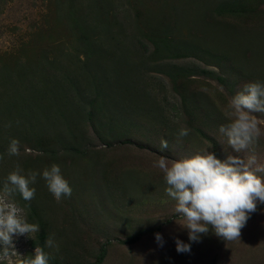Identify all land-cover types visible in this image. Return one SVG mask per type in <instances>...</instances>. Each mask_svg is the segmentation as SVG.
Returning <instances> with one entry per match:
<instances>
[{
	"label": "rangeland",
	"instance_id": "1",
	"mask_svg": "<svg viewBox=\"0 0 264 264\" xmlns=\"http://www.w3.org/2000/svg\"><path fill=\"white\" fill-rule=\"evenodd\" d=\"M249 82L264 83V0H0V190L17 163L41 173L34 199L14 197L39 231L14 237L17 255L0 264L36 247L49 264H91L103 246L102 264H264V204L239 238L210 230L191 243L154 167L161 156L242 155L219 128ZM12 139L18 156L6 154ZM253 152L264 163V136ZM52 164L72 188L59 202L42 178ZM53 234L58 248L46 246Z\"/></svg>",
	"mask_w": 264,
	"mask_h": 264
},
{
	"label": "clouds",
	"instance_id": "2",
	"mask_svg": "<svg viewBox=\"0 0 264 264\" xmlns=\"http://www.w3.org/2000/svg\"><path fill=\"white\" fill-rule=\"evenodd\" d=\"M229 122L221 125L219 132L227 138L228 146L235 153L221 161L214 153L204 151L192 157L170 160L164 156L154 162V167L164 173L166 194L176 201L175 212L182 218L181 226L188 230L191 243L201 240L210 230L223 240H234L241 236L250 213L257 210L258 203L264 204V163L258 162L253 152L247 154L250 146L264 136V83L249 82L242 91L228 103ZM11 126L10 124L8 125ZM189 129L181 128L179 137H186ZM168 148V142L161 140V151ZM8 156L20 154V141L12 139ZM4 156L0 155V160ZM41 173L16 164L0 190V257L17 255L14 237L36 233L39 225L27 222L23 209L15 201L19 193L25 201H31L36 194L33 187ZM49 191L57 202L70 197L72 188L62 175L61 167L52 164L42 171ZM160 247L164 246L163 236L155 234ZM191 243L175 239L178 253H190ZM48 248L57 247L54 234L46 241ZM11 250V251H10ZM50 255L44 248L36 247L34 255L23 257L19 254L16 264H49Z\"/></svg>",
	"mask_w": 264,
	"mask_h": 264
},
{
	"label": "trees",
	"instance_id": "3",
	"mask_svg": "<svg viewBox=\"0 0 264 264\" xmlns=\"http://www.w3.org/2000/svg\"><path fill=\"white\" fill-rule=\"evenodd\" d=\"M235 5H236V3L229 4V6H235ZM228 12L229 13L232 12V14L234 13L232 9H230ZM244 14H247V11H245ZM72 16H73L74 19H76V15L73 14ZM123 144H132V143L124 142ZM26 208L28 209V211L30 213L28 217L31 218L32 207L26 205ZM158 231H159V228H156V229H153V230H150V231L149 230H140V231H137L135 234L125 238L124 240H120L118 242L120 244H123V245H134V244L138 243L142 239V237L145 234H147L148 232H158ZM105 256H106V247L103 246L100 249L96 260L93 263H91V264H102V262L104 261Z\"/></svg>",
	"mask_w": 264,
	"mask_h": 264
}]
</instances>
